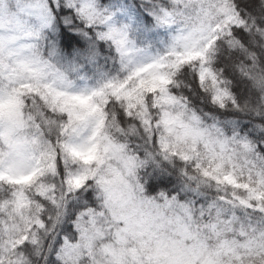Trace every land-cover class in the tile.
Instances as JSON below:
<instances>
[{"label":"snow or ice","instance_id":"6c2138e0","mask_svg":"<svg viewBox=\"0 0 264 264\" xmlns=\"http://www.w3.org/2000/svg\"><path fill=\"white\" fill-rule=\"evenodd\" d=\"M0 264H264V0H0Z\"/></svg>","mask_w":264,"mask_h":264}]
</instances>
